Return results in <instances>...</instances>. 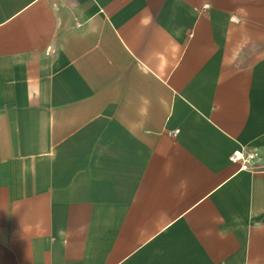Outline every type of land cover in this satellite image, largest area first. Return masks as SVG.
Masks as SVG:
<instances>
[{
  "label": "crops",
  "instance_id": "1",
  "mask_svg": "<svg viewBox=\"0 0 264 264\" xmlns=\"http://www.w3.org/2000/svg\"><path fill=\"white\" fill-rule=\"evenodd\" d=\"M0 264H264V0H0Z\"/></svg>",
  "mask_w": 264,
  "mask_h": 264
},
{
  "label": "built area",
  "instance_id": "2",
  "mask_svg": "<svg viewBox=\"0 0 264 264\" xmlns=\"http://www.w3.org/2000/svg\"><path fill=\"white\" fill-rule=\"evenodd\" d=\"M173 132L174 133H177L179 132V128H175L173 129ZM231 159L234 160V161H238V160H242L243 162L245 163H250V162H253V160H255V155L253 154H250V155H246L244 152L242 151H236L235 153H233L231 155Z\"/></svg>",
  "mask_w": 264,
  "mask_h": 264
}]
</instances>
